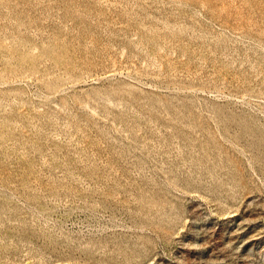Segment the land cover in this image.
I'll list each match as a JSON object with an SVG mask.
<instances>
[{"label": "rangeland", "instance_id": "rangeland-1", "mask_svg": "<svg viewBox=\"0 0 264 264\" xmlns=\"http://www.w3.org/2000/svg\"><path fill=\"white\" fill-rule=\"evenodd\" d=\"M0 264H264V0H0Z\"/></svg>", "mask_w": 264, "mask_h": 264}]
</instances>
